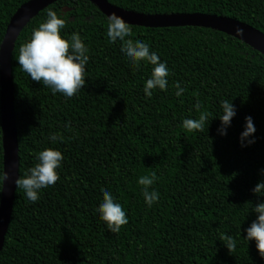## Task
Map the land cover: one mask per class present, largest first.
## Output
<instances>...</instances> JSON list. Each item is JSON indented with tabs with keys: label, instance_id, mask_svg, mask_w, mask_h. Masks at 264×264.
I'll list each match as a JSON object with an SVG mask.
<instances>
[{
	"label": "trees",
	"instance_id": "16d2710c",
	"mask_svg": "<svg viewBox=\"0 0 264 264\" xmlns=\"http://www.w3.org/2000/svg\"><path fill=\"white\" fill-rule=\"evenodd\" d=\"M29 1L0 0V47L11 18ZM108 2L147 15L227 17L264 34V0ZM48 10L65 19L62 37L78 32L89 49L85 85L72 98L31 81L15 61ZM106 22L88 0H62L32 20L16 42L19 175L46 147L58 148L64 159L59 179L42 189L36 202L17 188L0 264H264L254 242L243 240V229L255 219L250 203L264 199L250 191L264 168V57L210 29L129 26L126 39L147 43L170 70L167 90L147 97L142 86L151 66L130 68L121 42H108ZM177 82L185 89L180 97L174 95ZM197 100L199 110L193 108ZM223 100L232 102L236 115L220 136ZM201 111L209 113L202 130L180 126ZM245 116L253 120L256 139L242 148L238 137ZM50 133H59L62 141L50 144ZM3 158L0 110V166ZM152 172L158 179L151 187L159 198L149 208L136 181ZM101 189L126 212L128 222L116 234L94 214ZM224 233L237 240L231 253L219 241Z\"/></svg>",
	"mask_w": 264,
	"mask_h": 264
},
{
	"label": "clouds",
	"instance_id": "9594fccd",
	"mask_svg": "<svg viewBox=\"0 0 264 264\" xmlns=\"http://www.w3.org/2000/svg\"><path fill=\"white\" fill-rule=\"evenodd\" d=\"M65 23V19L57 12L48 10L46 19L32 29L30 38L19 47L15 61L31 81L50 89L54 95L59 93L65 98H72L85 85L89 49L78 32L74 31L70 35L61 36ZM106 23L108 42H121L120 52L130 68H138L141 64L151 66L150 73L142 86L143 94L151 97L153 90H167L170 70L166 62L161 60L155 51H151L147 43L126 39L130 35L129 25L115 12L108 15ZM235 31L239 33L241 29L236 28ZM174 87L176 97H180L185 91L180 82H177ZM193 108L200 109L198 100ZM220 109L221 114L218 116L220 124L216 132L224 136L227 134L232 118L236 115V108L232 102L223 100L220 102ZM208 119L209 113L201 111L198 118H183L180 126L187 132L200 131ZM254 133L255 127L251 116H245L243 130L238 137L242 148L255 143ZM47 139L50 144H56L62 141L63 137L59 133H50ZM63 159L62 152L58 148L46 147L40 150L35 156L34 165L29 167L25 174L15 179V188L22 190L28 201L36 202L41 190L52 186L59 179L58 169ZM258 175L261 179L250 191L254 196L264 198V168L258 169ZM7 178L8 173L3 166H0V193L4 191V182ZM157 179L155 172H152L139 176L136 181L142 186L140 195L149 208L158 202L159 193L151 187ZM100 197L101 202L94 208V214L110 233L116 234L128 222L126 212L109 190L101 189ZM249 212L255 215V219L243 229V240L248 243L254 242L259 259L264 261V199H258L255 204L251 202ZM219 241L229 253L237 244V240L227 233L221 234Z\"/></svg>",
	"mask_w": 264,
	"mask_h": 264
},
{
	"label": "water",
	"instance_id": "95a60500",
	"mask_svg": "<svg viewBox=\"0 0 264 264\" xmlns=\"http://www.w3.org/2000/svg\"><path fill=\"white\" fill-rule=\"evenodd\" d=\"M62 0H30L22 5L11 18L4 40L0 47V110L3 145V167L8 173L4 182L0 202V255L4 248L5 238L9 230L15 195L14 181L20 172L19 141L14 107V79L12 73V57L16 42L21 33L42 11ZM104 16L115 12L129 26L164 29V28H204L226 34L249 46L264 57V34L253 27L231 18L202 14H155L147 15L123 10L111 5L108 0H88ZM64 11H68L65 9ZM236 28H240L238 33Z\"/></svg>",
	"mask_w": 264,
	"mask_h": 264
}]
</instances>
